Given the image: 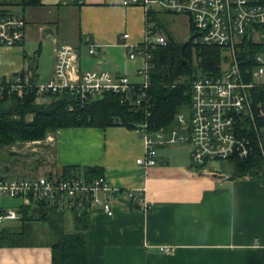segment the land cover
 I'll list each match as a JSON object with an SVG mask.
<instances>
[{
	"label": "crops",
	"instance_id": "obj_1",
	"mask_svg": "<svg viewBox=\"0 0 264 264\" xmlns=\"http://www.w3.org/2000/svg\"><path fill=\"white\" fill-rule=\"evenodd\" d=\"M20 6V13L6 9L25 18V37L20 45L0 46V77L23 71L36 82L43 77L38 83L47 82L56 48L66 44L75 49L80 70L130 73L135 74L131 80L138 79L141 59L123 63L112 52L121 47L123 32L129 42L142 40L147 23L142 8L124 7L118 0H20ZM157 13L150 21H156ZM130 17L136 22L124 28L119 20L127 23ZM88 40L97 44L93 55ZM83 46L91 58L85 64L80 57ZM135 60L139 64L134 65ZM51 134L53 142H42L44 160L39 165L48 168L45 173L69 165L97 166L119 190L109 197L111 216L98 206L89 212L88 264H264V178H214L208 173L214 166L192 163L188 143L160 146L157 163L144 169L135 162L144 153L142 137L119 124L60 128ZM138 188L144 189L150 204L146 213L121 192ZM21 200L19 207L30 206L31 213L35 206ZM65 220L66 230L72 231L71 215ZM159 246L172 250L164 253ZM51 259L50 241L0 246V264H51Z\"/></svg>",
	"mask_w": 264,
	"mask_h": 264
},
{
	"label": "built area",
	"instance_id": "obj_2",
	"mask_svg": "<svg viewBox=\"0 0 264 264\" xmlns=\"http://www.w3.org/2000/svg\"><path fill=\"white\" fill-rule=\"evenodd\" d=\"M30 1L33 0H23L25 3ZM118 1L124 7L142 8L147 18L140 42H129L127 32L121 33L118 41L126 49L128 59H141V66L136 70L137 80L107 70H80L76 67L75 49L59 44L53 73L47 82L33 83L27 73L0 77V99L22 96L26 89L33 87L37 104L46 103L51 93L69 92L81 101L104 93L118 95L121 103L144 113L145 120L136 127L144 142V153L135 160L144 169L157 163L160 146L185 142L190 145L191 161L195 165H210L212 161L235 157L248 159L253 145L243 129L250 122L264 157V126L256 124V119L264 118V99L258 93L264 87V0ZM6 7L0 0V46L20 45L25 37L26 20ZM158 9L186 15L193 28L190 101L184 111L175 115L174 124L168 130L151 129L147 120L152 105L148 90L151 86L150 70L154 66L153 52L168 44L167 36L149 25ZM88 42V52L93 55L97 52V44ZM204 46L219 49L215 72L200 69L198 52ZM27 119L31 120L32 115H27ZM53 140V135L48 133L43 141L27 144ZM143 190L126 189L121 192L139 211L146 213L150 204ZM118 191L104 174L88 178L81 170L70 174L60 170L29 177L0 175V195L21 198L34 206L46 203L69 212L85 209L90 212L98 206L111 216L113 209L109 197ZM20 218V207L0 209V223ZM159 250L167 253L172 248L159 246Z\"/></svg>",
	"mask_w": 264,
	"mask_h": 264
},
{
	"label": "trees",
	"instance_id": "obj_3",
	"mask_svg": "<svg viewBox=\"0 0 264 264\" xmlns=\"http://www.w3.org/2000/svg\"><path fill=\"white\" fill-rule=\"evenodd\" d=\"M191 31L193 33L192 27ZM192 33L182 43H176L167 36L168 44L158 47L153 52L154 66L150 70L151 86L148 90L152 105L147 119L151 129H170L174 124L175 115L189 104ZM198 62L202 71L215 72L219 63V49L215 46L202 47L198 52ZM26 73L21 72L22 75ZM29 76L30 81L36 83V77ZM179 77L183 78L180 82L176 81ZM258 93L264 99V87L260 88ZM48 98L49 101L44 104L35 103L33 87L26 89L22 96L13 95L0 99V151L20 143L43 141L48 132L60 128H105L119 124L136 129L145 120L144 113L121 103L120 97L113 93H104L100 97L89 98L86 101H81L69 92L51 93L48 94ZM30 114L32 119L28 120L27 115ZM256 124L263 127L264 118L256 119ZM243 132L252 141L253 152L250 157L245 160L235 157L221 161V169L210 167L208 171L210 176L214 178L228 176L229 179L264 178V157L253 124L250 122L249 126L244 127ZM74 170H81L88 178L102 175V169L97 166L76 169L69 165L65 166L62 172L70 174ZM8 171L5 167L0 170V175L11 176ZM29 207H20L21 222L18 227L0 226V246L29 244L30 241L26 240V236L32 230L29 222L38 220L46 224L54 236L50 241L51 264H88L86 253V231L90 225L88 210L69 212L46 203H38L29 213ZM33 212L37 215L35 216ZM66 214L72 217V231L66 230Z\"/></svg>",
	"mask_w": 264,
	"mask_h": 264
},
{
	"label": "rangeland",
	"instance_id": "obj_4",
	"mask_svg": "<svg viewBox=\"0 0 264 264\" xmlns=\"http://www.w3.org/2000/svg\"><path fill=\"white\" fill-rule=\"evenodd\" d=\"M13 12L20 13L22 7L20 6V0H2ZM130 21L127 20L123 22L122 19L119 22H122L123 27H128L131 23H135L136 19L130 17ZM156 23V24H155ZM150 26H154L159 32L163 33L166 36L171 37L176 43H182L188 39L192 33L191 27L188 23V17L184 14H176L172 12H167L162 9H158L156 21H150ZM77 55V53H76ZM112 55L123 63H127L130 59H127L126 49L121 46L114 49ZM81 62H89L91 58L87 55V48L83 46L80 52ZM193 58V57H192ZM134 65L139 64V60H135ZM130 78H135V74L130 75ZM182 77H179L176 81H182ZM43 77L39 76L37 82H42ZM49 98H47V102ZM185 107L181 109L184 111ZM51 133V132H48ZM47 133V134H48ZM264 142V140H263ZM176 147H182L187 145V143L175 144ZM173 146V145H166ZM42 142L41 143H20L14 146L8 147L0 151V170L3 168H8V173L11 176H36L45 174L48 169L46 166L39 165L44 160L41 156L42 153ZM12 153V154H11ZM211 166L220 167V161H212L209 163ZM221 169V167H220ZM22 200L18 198H12L0 195V209L9 210L17 209L21 204ZM36 207V206H35ZM33 209V208H32ZM32 212V211H31ZM36 216V212H33ZM69 217V216H68ZM70 218V217H69ZM71 222V220L69 219ZM20 219L9 220L0 223V226L8 227L9 225L19 226ZM69 223V222H68ZM29 225L32 226V230L26 236L27 241H51L54 236L51 229L38 220H33L29 222ZM69 226V224H68ZM71 226V225H70Z\"/></svg>",
	"mask_w": 264,
	"mask_h": 264
}]
</instances>
